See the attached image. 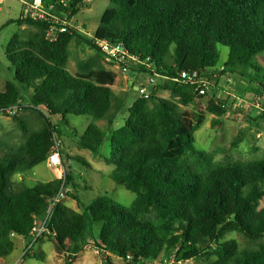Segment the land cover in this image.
Segmentation results:
<instances>
[{
	"label": "trees",
	"instance_id": "16d2710c",
	"mask_svg": "<svg viewBox=\"0 0 264 264\" xmlns=\"http://www.w3.org/2000/svg\"><path fill=\"white\" fill-rule=\"evenodd\" d=\"M91 1L44 4L57 16L77 17ZM9 23L21 29L6 46L14 78L0 91V112L10 115L6 109L20 105L29 113L13 115L20 143L0 139V260L14 252L15 236L29 244L37 219L60 191L63 179L29 185L25 173L47 163L64 127L77 135L70 121L75 114L90 118L80 144L95 154L106 140L98 122L107 121L111 152L104 159L114 165L112 179L136 193V199L127 206L101 195L86 206L78 200V209L63 200L56 203L39 241L52 240L66 264H74L88 245L105 257L104 264H116L113 256L135 264L172 254L197 264H264V242L242 248L236 239H226L232 232L253 241L264 237V158L218 162L214 152L195 145L207 114L213 115V125H220L233 103L214 96L206 111L191 109L197 95L205 94L196 93V85L161 79L157 86L148 85L149 96L140 95L125 124L115 129L116 73L106 67L101 46L104 40L122 43L129 55L148 59L162 75L198 70L218 88L224 75L252 73L251 82L264 93V0H110L94 34L82 27L92 37L71 28L54 42L47 39L48 21L21 13L4 25ZM73 42L95 51L78 59L76 74L69 69ZM220 46L230 49L224 62ZM134 65L129 71L154 73L145 64ZM137 84L144 85L135 81L132 87ZM24 88L32 91L27 101ZM242 141L239 135L231 146ZM62 157L66 194L78 199L68 188L73 183L68 163L91 164L63 149ZM93 222L100 224L97 236L89 235ZM32 257L46 261L47 254L32 247L23 258Z\"/></svg>",
	"mask_w": 264,
	"mask_h": 264
},
{
	"label": "rangeland",
	"instance_id": "374dc122",
	"mask_svg": "<svg viewBox=\"0 0 264 264\" xmlns=\"http://www.w3.org/2000/svg\"><path fill=\"white\" fill-rule=\"evenodd\" d=\"M110 0H92L89 8L83 9L77 16L78 24L87 28L91 34H94L101 16L109 6ZM22 7L21 0H0V91L5 90L9 80L14 78V70L12 64L6 56V46L12 36L21 28L17 23L6 24L11 19L20 16ZM84 28V27H83ZM90 34V35H91ZM85 35H88L87 33ZM222 51L221 62H224L229 55V47L220 46ZM73 55L69 61V69L72 73H77V61L79 58H87L95 51L83 43L73 42ZM106 67L116 73V83L113 89L118 94V104L114 107V115L116 116L114 128H120L125 124V118L129 115V107L141 95L138 90L131 89L130 79L135 80L137 76H141L144 84H148V74H137L134 71H126L119 63L108 62ZM252 73L246 77L240 74L229 73L219 80V88L216 82H209L210 88L204 96L197 95L195 99V109L198 111H206V105L211 97L219 96L221 98H229L233 103V109L226 115L223 123L213 125V115L207 114L206 120L196 131L195 145L201 150L215 153V159L218 162L235 161L239 159H263L264 158V98L261 106L255 105L258 97H263L264 93H258V87L251 82ZM157 78V84L161 80ZM157 86V85H156ZM32 91L23 89V98L27 101ZM164 97H169V91H161ZM27 111L22 110L18 114L25 116ZM70 121L73 127L77 128V135L71 128L64 127L63 134L57 137L61 142L62 149L72 156H81L90 162V166L81 163L78 160L69 161L72 166L70 170L73 176V183L68 187L78 195V199L68 196L65 203L74 207L78 200L84 205L91 204L101 195L121 202L124 205H131L136 199V193L128 190L125 186L118 184L111 177V171L114 165L105 161L104 157L110 156V133L107 131V121H99V125L105 133V143L100 147L98 155L89 149L81 147V135L87 130L90 118L75 114L70 115ZM40 124V121L38 122ZM34 124L33 126H37ZM239 135H242L243 141L238 147H232V141ZM0 139L7 141L9 144L20 143L23 138L21 132L17 128V121L13 116L0 112ZM102 155V156H101ZM101 156V157H100ZM3 150L0 145V159H3ZM58 171L50 167L46 162L41 163L33 168L30 172L25 173L27 183L33 185L36 183H46L55 179ZM22 176H15L16 180H20ZM78 206V205H77ZM76 206V207H77ZM264 206V199L261 201ZM100 224L93 222L89 224V235L99 234ZM226 239H236L242 248H256L260 242H264V237L260 240H249L238 232L229 233ZM22 241H17L16 250L9 256L5 257L8 264H49L45 261L38 260L35 257L23 258ZM37 250V245L34 247ZM47 252L48 257L51 256V247H42ZM61 254V253H60ZM116 264H126L123 259L113 256ZM60 264H66V256L64 255ZM105 257L94 247L88 246L76 258L73 259L74 264H104ZM0 262H4L0 260ZM183 264H197L194 260L184 261Z\"/></svg>",
	"mask_w": 264,
	"mask_h": 264
},
{
	"label": "built area",
	"instance_id": "2783aa9c",
	"mask_svg": "<svg viewBox=\"0 0 264 264\" xmlns=\"http://www.w3.org/2000/svg\"><path fill=\"white\" fill-rule=\"evenodd\" d=\"M23 4L22 13L26 18H32L34 20H45L50 22V27L47 31V39L49 41H57L60 38V35L68 32L71 28L76 29L77 31L82 32L83 34H88L87 36L92 37L88 32L83 30V28L78 24L77 17H69V16H57L52 14L51 10L45 6L44 0H21ZM102 50L106 55L107 61L119 63L123 66L124 70L129 71L132 65L135 62L140 64H145L148 68L152 69L154 73L148 74V84L140 85L138 87V91L141 95H145L146 97L149 96L148 85L156 86L157 85V78L161 77L164 80H172L174 82L184 81L186 83H190L196 85V93H200L202 95H206L210 88L209 81L201 76L200 71L194 70H180L177 75L168 76L162 75L156 72V69L153 68V65L149 63V60H139L137 56L129 55L128 52L125 50L122 43H113L109 40H104L101 42ZM135 66V65H134ZM263 97H258L255 105L257 107L261 106V101ZM22 107L20 105H14L6 109L10 115L17 114ZM48 165L54 169H56L59 174L58 178L63 179L64 183L58 192V194L51 199V205L46 212V214L42 217H39L36 221L35 226L33 227L31 240L26 248V251L32 247H34L39 239L42 237L47 230V222L48 219L53 211V208L56 203L64 200L67 197L66 194V187H65V180H66V168L63 164V157H62V145L59 140L56 139L55 146L50 153L47 161ZM25 251V252H26ZM184 261L178 260L175 254H172L169 257L155 259L149 262H142V263H135V264H183ZM0 264H6L0 262Z\"/></svg>",
	"mask_w": 264,
	"mask_h": 264
},
{
	"label": "crops",
	"instance_id": "0c3cea01",
	"mask_svg": "<svg viewBox=\"0 0 264 264\" xmlns=\"http://www.w3.org/2000/svg\"><path fill=\"white\" fill-rule=\"evenodd\" d=\"M2 1V0H1ZM4 1V0H3ZM22 10H23V4H22V7H21V11H20V14L22 13ZM135 81H140L141 82V84H144L143 83V79L141 78V76H137V78L135 79V80H131L130 79V83H129V85H130V87H131V89H133V90H138V87H139V85L137 84V85H135L134 87H132L133 86V84H134V82ZM114 86V85H113ZM195 100H194V102L193 103H191V105H190V108L191 109H194L195 108ZM104 121V120H103ZM99 123V122H98ZM48 164V163H47ZM59 173V172H58ZM56 177H59L58 176V174H57V176ZM53 180V179H52ZM67 198V197H66ZM66 198L63 200L64 202L66 201ZM78 205V204H77ZM76 204H74V207H72V206H70V207H72V208H74V209H78V206H77ZM77 206V207H76ZM18 240H20V241H22L21 243L23 244V254L25 253V251H26V248H27V246H28V241H27V239H25V238H23L22 236H15L14 237V241H15V250H16V248H17V241ZM37 250H36V248L34 249L36 252H39V253H42V252H45L43 249H42V247H51V249H52V253H51V256L50 257H48V254H47V252H45L46 254H47V263L49 262V264H60L61 263V261L63 260L62 258H63V256L65 255L64 253H61V252H59L58 251V249H57V246H56V244L52 241V240H50L48 237H45V238H43V239H41L37 244ZM35 245V246H36ZM34 246V247H35ZM88 246H91V245H88ZM87 246V247H88ZM86 247V248H87ZM14 250V251H15ZM61 253V254H60ZM80 254V253H79ZM78 254V255H79ZM23 256V255H22ZM44 262V261H43ZM3 263H6V264H8L6 261H4ZM45 263H46V261H45Z\"/></svg>",
	"mask_w": 264,
	"mask_h": 264
}]
</instances>
